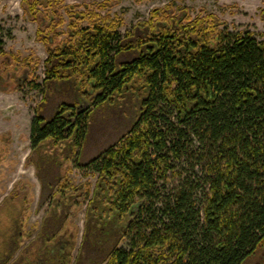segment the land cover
I'll return each instance as SVG.
<instances>
[{"label": "trees", "instance_id": "obj_1", "mask_svg": "<svg viewBox=\"0 0 264 264\" xmlns=\"http://www.w3.org/2000/svg\"><path fill=\"white\" fill-rule=\"evenodd\" d=\"M64 1L23 2L48 53L47 97L35 111L26 163L37 167L44 192L58 185V211L68 209V185L49 177L62 165L56 158L66 165L78 157L98 176L86 212L87 258L76 264L99 245L109 250L107 264H264V33L172 3L122 34L124 20L105 13L110 2L83 12L64 6L62 14ZM55 93L72 102L48 118ZM131 101L128 130L81 164L95 112ZM7 135L0 140L9 143ZM103 234L110 236L98 241Z\"/></svg>", "mask_w": 264, "mask_h": 264}, {"label": "rangeland", "instance_id": "obj_2", "mask_svg": "<svg viewBox=\"0 0 264 264\" xmlns=\"http://www.w3.org/2000/svg\"><path fill=\"white\" fill-rule=\"evenodd\" d=\"M104 1L111 4L105 13L119 15L124 20L120 29L122 34L133 30L139 21H148L156 8H165L172 3H176L177 8L188 7L194 13L206 9L230 26L264 33V0H65L60 10L64 14V6L73 5L83 12L85 6L95 9L96 3ZM23 2L0 0V36L3 37L6 53L10 55L0 58V74L3 77L0 87L10 90L0 91V135L8 133L7 137H10L9 143L0 140V264L24 263L26 252L33 246L30 242L35 241L38 245L41 238L55 242L68 240L71 244L68 264H76L82 254V258H87V254L82 253L86 212L88 203L94 197L98 176L90 168H80L77 165L78 157H73L66 165L63 155L56 158L62 165L58 164L57 168L48 171L49 177L62 176V182L68 185L64 201L68 209L58 211L55 201L60 196L56 194V200L51 197L58 185L44 192L37 167L26 163L32 149L31 130L35 111L47 97L43 82L48 53L39 35V24L26 13ZM66 19L69 21V18ZM34 81L41 87L33 91L31 84ZM66 97L62 98L59 93L50 95L54 99L44 115L50 118L60 102H72ZM136 108L131 101L119 107H102L95 112L81 164L88 163L128 130L135 119ZM44 174L47 176L45 171L42 172ZM44 179L47 181L49 178ZM50 182L54 184L55 180ZM74 183L81 187V193H74ZM72 195L76 198L71 199ZM48 219L49 229L42 232ZM109 228L112 226L105 229ZM107 236L103 234L98 241L102 242ZM120 246L126 247L127 241ZM103 249L99 245V251L93 253L91 260L84 264H107L105 258L109 250ZM257 262L254 259L248 264Z\"/></svg>", "mask_w": 264, "mask_h": 264}, {"label": "flooded vegetation", "instance_id": "obj_3", "mask_svg": "<svg viewBox=\"0 0 264 264\" xmlns=\"http://www.w3.org/2000/svg\"><path fill=\"white\" fill-rule=\"evenodd\" d=\"M37 244V242H36ZM34 244V248L26 252L22 264H68L70 261V252L68 240H40L38 245ZM37 246V247H36Z\"/></svg>", "mask_w": 264, "mask_h": 264}, {"label": "crops", "instance_id": "obj_4", "mask_svg": "<svg viewBox=\"0 0 264 264\" xmlns=\"http://www.w3.org/2000/svg\"><path fill=\"white\" fill-rule=\"evenodd\" d=\"M44 238H45V237H44ZM40 240L42 241L43 239L41 238ZM40 240H39V241H40ZM24 259H25V258H24ZM25 260H26V259H25ZM23 261H24V260H23ZM22 263H23V262H22ZM22 263H21V264H22Z\"/></svg>", "mask_w": 264, "mask_h": 264}]
</instances>
